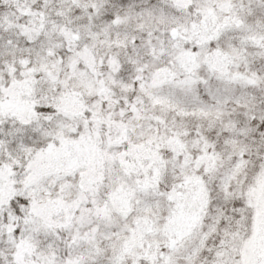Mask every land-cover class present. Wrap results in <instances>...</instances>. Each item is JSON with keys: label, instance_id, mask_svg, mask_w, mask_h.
I'll return each instance as SVG.
<instances>
[{"label": "snow or ice", "instance_id": "1", "mask_svg": "<svg viewBox=\"0 0 264 264\" xmlns=\"http://www.w3.org/2000/svg\"><path fill=\"white\" fill-rule=\"evenodd\" d=\"M0 264H264V0H0Z\"/></svg>", "mask_w": 264, "mask_h": 264}]
</instances>
